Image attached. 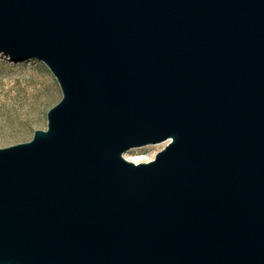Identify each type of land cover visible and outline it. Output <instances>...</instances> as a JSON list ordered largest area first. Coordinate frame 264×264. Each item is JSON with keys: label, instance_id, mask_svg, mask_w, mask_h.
Wrapping results in <instances>:
<instances>
[{"label": "water", "instance_id": "95a60500", "mask_svg": "<svg viewBox=\"0 0 264 264\" xmlns=\"http://www.w3.org/2000/svg\"><path fill=\"white\" fill-rule=\"evenodd\" d=\"M0 53L61 90L0 148V264H264V0H0Z\"/></svg>", "mask_w": 264, "mask_h": 264}, {"label": "rangeland", "instance_id": "374dc122", "mask_svg": "<svg viewBox=\"0 0 264 264\" xmlns=\"http://www.w3.org/2000/svg\"><path fill=\"white\" fill-rule=\"evenodd\" d=\"M61 98L57 80L41 61L14 63L0 53V148L31 140L34 130H45L46 113ZM167 142L130 149L124 157L154 158Z\"/></svg>", "mask_w": 264, "mask_h": 264}, {"label": "bare ground", "instance_id": "6f19581e", "mask_svg": "<svg viewBox=\"0 0 264 264\" xmlns=\"http://www.w3.org/2000/svg\"><path fill=\"white\" fill-rule=\"evenodd\" d=\"M125 158L131 162H134V163H138V162L142 161V157H140V156H134V157L128 158L125 155Z\"/></svg>", "mask_w": 264, "mask_h": 264}]
</instances>
